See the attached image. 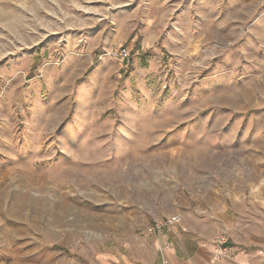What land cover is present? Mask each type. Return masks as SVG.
<instances>
[{
	"label": "rangeland",
	"instance_id": "374dc122",
	"mask_svg": "<svg viewBox=\"0 0 264 264\" xmlns=\"http://www.w3.org/2000/svg\"><path fill=\"white\" fill-rule=\"evenodd\" d=\"M213 187L264 204V0H0V264L135 262Z\"/></svg>",
	"mask_w": 264,
	"mask_h": 264
},
{
	"label": "crops",
	"instance_id": "0c3cea01",
	"mask_svg": "<svg viewBox=\"0 0 264 264\" xmlns=\"http://www.w3.org/2000/svg\"><path fill=\"white\" fill-rule=\"evenodd\" d=\"M242 203L249 210H238ZM246 203L235 200L229 204L224 189L210 188L195 204L198 210L187 211L180 224L149 237L150 243H144L143 255L135 262L116 264H264V204L252 199ZM223 230L230 235L233 256L215 262V243Z\"/></svg>",
	"mask_w": 264,
	"mask_h": 264
},
{
	"label": "built area",
	"instance_id": "2783aa9c",
	"mask_svg": "<svg viewBox=\"0 0 264 264\" xmlns=\"http://www.w3.org/2000/svg\"><path fill=\"white\" fill-rule=\"evenodd\" d=\"M177 223H179L178 217L166 218L165 220L156 222L150 231H159L165 228L172 227ZM229 243L230 236L225 230L221 231L216 239L213 261L216 262L233 256Z\"/></svg>",
	"mask_w": 264,
	"mask_h": 264
},
{
	"label": "bare ground",
	"instance_id": "6f19581e",
	"mask_svg": "<svg viewBox=\"0 0 264 264\" xmlns=\"http://www.w3.org/2000/svg\"><path fill=\"white\" fill-rule=\"evenodd\" d=\"M52 225L51 224H48V227L47 228H43L39 223H37L36 224V228L37 229H39V230H42V234H43V236H46V235H50V237H51V233H50V227H51ZM8 234V233H7ZM24 261V260H23ZM12 264H21L20 263V261L19 260H17L16 258H14V260H13V262H12Z\"/></svg>",
	"mask_w": 264,
	"mask_h": 264
}]
</instances>
